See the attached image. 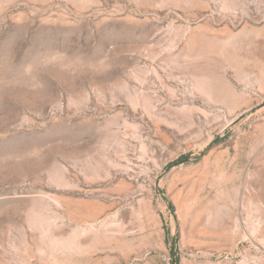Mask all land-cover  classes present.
<instances>
[{"label": "rangeland", "instance_id": "obj_1", "mask_svg": "<svg viewBox=\"0 0 264 264\" xmlns=\"http://www.w3.org/2000/svg\"><path fill=\"white\" fill-rule=\"evenodd\" d=\"M0 264H264V0H0Z\"/></svg>", "mask_w": 264, "mask_h": 264}]
</instances>
